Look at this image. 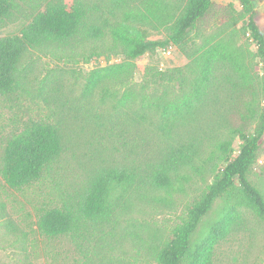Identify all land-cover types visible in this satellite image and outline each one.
<instances>
[{"label":"trees","instance_id":"1","mask_svg":"<svg viewBox=\"0 0 264 264\" xmlns=\"http://www.w3.org/2000/svg\"><path fill=\"white\" fill-rule=\"evenodd\" d=\"M22 1L0 0V31L13 20ZM257 1L260 0H239L242 11L238 16L229 12L223 17L222 32L233 33L236 29L232 31L230 27L246 20L242 33H250L257 41V54L264 62V29L258 22ZM43 5L41 0L33 19L20 34L0 38V95L16 89L20 65L33 52L65 63L90 64L104 57L108 61L105 66H96L86 74L83 96L93 97L99 92L102 100L113 99L116 107L129 109L126 116L131 126L151 125L172 138L198 118L199 108L219 83L217 72L233 69L235 79L232 75L226 77L232 84L230 95L239 92L241 100L240 104L231 103L228 110L254 116L260 123L253 134L221 116L219 123L191 125L189 136L170 145L155 159L105 168L93 177L78 201L41 208L37 220L40 233L50 238L87 239L93 228L114 220L119 208L131 212L135 200H144L157 190L170 195L183 190L184 181L193 175L203 177L210 172L215 173V180L200 199L187 205V215L172 228L156 252V260L159 264H215L216 244L244 224L245 211H253L264 222V194L249 179L264 135V107L256 109L260 83L251 71L252 61L244 50L219 40L199 47L192 67L161 70L135 63L168 45L188 54L191 33L212 12L214 1L187 0L185 12L166 26V39H148L125 21L97 22L92 18L93 8L83 0H53L41 10ZM148 14L159 16L152 11L132 10L125 19ZM114 55H123L125 60L110 63ZM137 71L142 76L139 89L133 87ZM261 84L264 90V82ZM120 89H124L122 94ZM62 152L63 138L56 124L28 122L8 140L0 175L10 188L21 190L41 180ZM118 189L121 193L116 196ZM217 200L222 201L217 219L202 238L194 240L198 226ZM82 264L103 263L87 257Z\"/></svg>","mask_w":264,"mask_h":264},{"label":"rangeland","instance_id":"2","mask_svg":"<svg viewBox=\"0 0 264 264\" xmlns=\"http://www.w3.org/2000/svg\"><path fill=\"white\" fill-rule=\"evenodd\" d=\"M41 0H23L13 20L1 31L0 38L18 35L36 14ZM53 0H43L44 5ZM93 8L92 18L111 24L126 22L141 30L148 39H166L167 25L183 14L187 0H83ZM215 7L191 33L189 53L175 45L159 48L135 60L137 65L161 70L192 67L199 47L224 40L244 50L252 61L257 78L258 111L264 107V62L258 56V43L250 33L243 35L242 20L233 33L222 32L223 17L229 12L239 15V0H213ZM44 5L41 10L44 9ZM98 7V8H97ZM223 7V8H222ZM226 7V9L224 8ZM159 16L125 19L129 11ZM258 22L264 29V0L256 3ZM160 15L163 19L160 20ZM123 55L112 56L110 63L124 61ZM108 61L101 57L90 64L65 63L33 52L20 65L19 84L6 95H0V164L8 140L31 121L44 120L56 124L63 138V152L45 176L21 190L10 188L0 175V264H82L87 257L103 264H159L156 252L171 235L172 228L187 215V205L201 198L215 173L203 177L193 175L184 181L183 190L170 195L157 190L144 200H135L131 212L118 209L115 219L92 229L87 239L73 240L70 236L50 238L37 227L38 213L43 207L76 202L93 177L111 167L133 165L155 159L179 139L189 136L191 125L219 123V116L231 125L242 126L247 132L258 130L259 119L238 111L230 113L233 102L240 104L241 94L230 95L235 79L233 69L217 72L219 83L199 108L198 118L181 130L180 135L165 137L160 130L148 125L131 126L129 111L116 107L113 99L102 100L99 92L83 96L86 74ZM142 76L137 71L133 87L139 89ZM124 89H120L122 94ZM240 94V95H239ZM260 105V106H259ZM129 114V113H128ZM238 151L234 153L237 154ZM249 179L264 194V135L251 166ZM239 185V183H238ZM118 189L115 194L120 195ZM222 201L217 200L203 218L194 235L199 240L217 219ZM87 255V257H86ZM215 264H264V222L253 211H245L244 224L215 246Z\"/></svg>","mask_w":264,"mask_h":264}]
</instances>
